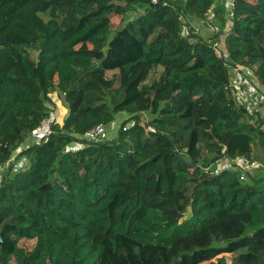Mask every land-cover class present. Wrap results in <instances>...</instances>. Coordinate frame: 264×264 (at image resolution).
Masks as SVG:
<instances>
[{
  "label": "trees",
  "instance_id": "1",
  "mask_svg": "<svg viewBox=\"0 0 264 264\" xmlns=\"http://www.w3.org/2000/svg\"><path fill=\"white\" fill-rule=\"evenodd\" d=\"M181 16L217 29L185 35ZM233 67L264 88L261 0H0V167L52 117L0 185V264H264L263 119L235 101ZM121 114L115 138L83 143ZM236 154L258 173L205 169Z\"/></svg>",
  "mask_w": 264,
  "mask_h": 264
},
{
  "label": "built area",
  "instance_id": "2",
  "mask_svg": "<svg viewBox=\"0 0 264 264\" xmlns=\"http://www.w3.org/2000/svg\"><path fill=\"white\" fill-rule=\"evenodd\" d=\"M157 3L159 0H152ZM228 3L232 4L233 0H227ZM166 4V2H165ZM180 19L184 23V34H187L189 22L186 17L181 16ZM205 24L210 30H216L211 22V20L206 19ZM199 31L196 29L194 34H198ZM196 37L190 38V42H196ZM254 72L251 69L242 67H233L230 69V83H231V93L240 106H242L245 111L250 115L259 114L263 119L264 128V88L257 85L253 79ZM52 117L45 120L40 126L32 132V141L28 144L26 143L23 148H21L16 154L3 166L0 167V185L2 184L3 178L6 173L14 172L22 167L27 162L26 156L23 152L34 142L39 143L42 140L47 139L51 134L52 130L50 128V123ZM127 122V121H126ZM129 123L123 125V129L129 127ZM108 125L104 123H99L92 129L85 132L82 136V141L85 144L100 142L109 139ZM122 127V126H121ZM24 149V150H23ZM261 163L257 160H251L248 156L244 154H236L233 157H225L223 160L217 161L210 167L205 168L209 170L211 174H221L223 172H238L240 179L245 181L248 179L250 174L255 170L261 168Z\"/></svg>",
  "mask_w": 264,
  "mask_h": 264
},
{
  "label": "rangeland",
  "instance_id": "3",
  "mask_svg": "<svg viewBox=\"0 0 264 264\" xmlns=\"http://www.w3.org/2000/svg\"><path fill=\"white\" fill-rule=\"evenodd\" d=\"M261 2H262V5H263V8H264V0H261ZM209 18L211 19V17H209ZM190 19L191 18H187V20H188V22H190V24H191V22L193 23V25H196L198 23L196 25L197 26L196 28L199 31V33H202V34H204L206 36L210 35V31L207 29V26L205 24V21H206L205 19H199V20L198 19L197 20H194V19L190 20ZM114 22H115L116 25H119L120 20L118 18H114ZM222 38H223V36H222ZM220 43H221V46H222L223 43L222 42H220ZM52 97H53V100H54V105H51V109L55 110L54 112L56 113V120L58 122L62 123L63 120H64V117L67 114V108H66L65 103L63 102V100L60 97H58L56 94H53ZM158 100H160V97H157L155 99V106H154L153 111L157 110V105H158V102H159ZM148 110L149 109H143L139 113L141 115L142 119H143L144 124H146L148 122V116H149ZM125 120H129V117L127 118L126 114H121L116 119V122L111 124L108 127L109 139L115 138V136L117 135L118 131L120 130V128H121V126H122V124H123V122ZM195 120L197 122L202 123L206 127H210L213 124V122H214V113L209 107L196 108V110H195ZM149 130H152V128H149ZM141 135H142V137H145L146 133L145 132H141ZM255 150H256V152H258V148L256 146H255ZM236 151H238V149H236ZM259 170H255L252 174L258 173L257 171H259ZM263 171H264V169H263ZM193 217H195L194 216V211H193L192 208H190V210L185 214L184 218H182L181 222H183L184 220H190ZM229 257H230L229 254L221 255V256L215 258L212 261L204 262L202 264H219L221 259L228 260Z\"/></svg>",
  "mask_w": 264,
  "mask_h": 264
},
{
  "label": "water",
  "instance_id": "4",
  "mask_svg": "<svg viewBox=\"0 0 264 264\" xmlns=\"http://www.w3.org/2000/svg\"><path fill=\"white\" fill-rule=\"evenodd\" d=\"M182 160H184L189 167H193L194 168L196 166L192 161L185 160L184 157H182Z\"/></svg>",
  "mask_w": 264,
  "mask_h": 264
},
{
  "label": "crops",
  "instance_id": "5",
  "mask_svg": "<svg viewBox=\"0 0 264 264\" xmlns=\"http://www.w3.org/2000/svg\"><path fill=\"white\" fill-rule=\"evenodd\" d=\"M194 23H195V22H194ZM196 23H197V22H196ZM197 24H198V23H197ZM197 24H196V25H197Z\"/></svg>",
  "mask_w": 264,
  "mask_h": 264
}]
</instances>
